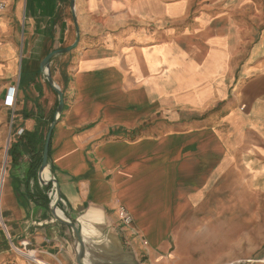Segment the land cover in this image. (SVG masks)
<instances>
[{"label":"crops","instance_id":"1","mask_svg":"<svg viewBox=\"0 0 264 264\" xmlns=\"http://www.w3.org/2000/svg\"><path fill=\"white\" fill-rule=\"evenodd\" d=\"M2 1L0 264H34L17 250L77 264L52 187L37 182L59 103L41 63L76 41L72 1ZM75 1L79 49L51 62L65 94L49 151L64 216L119 232L142 264H264L261 14L243 0Z\"/></svg>","mask_w":264,"mask_h":264},{"label":"water","instance_id":"2","mask_svg":"<svg viewBox=\"0 0 264 264\" xmlns=\"http://www.w3.org/2000/svg\"><path fill=\"white\" fill-rule=\"evenodd\" d=\"M71 1L72 12L75 20L76 41L74 42V44L67 48H61L60 50H55L49 53L41 63V71L43 72L45 78L48 80L50 86L53 88L56 94H58L59 103L56 108L57 111L55 117L50 124V128L45 139L46 142L42 154V163L38 171V180L42 187H52L50 193L48 194V196L50 197L53 195L52 193H54V197L50 198L49 202L53 218L52 222H59L63 225H66L71 229L72 233H74L77 249V264H142L137 261L136 253L129 243H127L126 245L124 244L127 249L125 250V247H123L122 245L119 232L102 233L100 232V230H95V228H93L92 226V223L87 220L85 221L86 227L84 234L82 230H80L79 227L70 218L64 216V212L62 211L61 206L65 205V203L62 200L61 189L58 186L57 179L50 169L49 151L51 145V136L64 113L65 107V94L62 89H60V87L55 83L52 77L51 62L54 58L60 55L69 54L72 51L76 50L81 36V31L78 25V18L75 14L76 1ZM45 170H48V172H50V179L48 181H44L42 178ZM58 212L62 214L63 218L58 216ZM99 228L103 229L101 225L99 226ZM90 231L92 232L91 234L89 233ZM90 241L96 244L92 245V248H90V246L88 245V242Z\"/></svg>","mask_w":264,"mask_h":264},{"label":"rangeland","instance_id":"3","mask_svg":"<svg viewBox=\"0 0 264 264\" xmlns=\"http://www.w3.org/2000/svg\"><path fill=\"white\" fill-rule=\"evenodd\" d=\"M244 1V3H246L247 4V6L249 7V8H253V9H256L258 12H259V14H261V16H262V20H263V23H262V25L264 26V0H243ZM73 14V13H72ZM79 49V47H77L76 48V50H78ZM76 50H74V51H72L70 54L72 55V54H75L74 52H76ZM72 57V56H71ZM13 143H11L10 144V146L12 145ZM9 146V147H10ZM7 149H8V145H7V147H6ZM5 148V146L2 148V153H3V158H5L6 159V162H5V160H4V163H3V165H5V168H6V170L5 171H3L2 173H3V176H2V179H1V183H0V211H1V209H2V196H3V189H2V186H3V184H4V180H5V178L7 179V177H8V167L10 166V161H11V159L9 158V156H8V154H7V149ZM3 169V168H2ZM6 172V173H5ZM38 176H39V174H38ZM37 182H38V184H39V181H38V178H37ZM2 213H4V212H2ZM5 215V214H4ZM124 232V231H123ZM125 233V234H124ZM123 233V236L124 237H126V232H124ZM129 232H127V234H128ZM128 237H130V236H128ZM121 241H122V245H123V247H125V239L122 237V239H121ZM13 247V246H12ZM125 250H127L126 249V247H125ZM15 251V250H14ZM35 256L34 255H32V258H34ZM140 259H141V261H144L142 258H137V261H140Z\"/></svg>","mask_w":264,"mask_h":264},{"label":"built area","instance_id":"4","mask_svg":"<svg viewBox=\"0 0 264 264\" xmlns=\"http://www.w3.org/2000/svg\"><path fill=\"white\" fill-rule=\"evenodd\" d=\"M6 9V3H4L2 0H0V11H3ZM7 104L8 106H14L15 105V97L13 96L11 98V100L9 99L7 101ZM5 162H6V159H5ZM6 168H5V165H3V169L1 171V173L3 171H5ZM2 176H3V173H2ZM2 178V177H1ZM0 183H1V179H0ZM53 195L50 196V198H53L54 197V193H52ZM119 217H120V221L123 225V227L127 230V229H132L133 228V223H134V219H133V216H131L129 214V212L125 209V208H120L119 210ZM5 223V220H3V214H2V211H0V224H4ZM25 251V250H24ZM30 252V251H28ZM20 253V252H19ZM21 254V253H20ZM36 254V252H35ZM27 259H29L30 261H32L34 264L38 263V257L35 256V258H32V257H28ZM40 260V259H39Z\"/></svg>","mask_w":264,"mask_h":264},{"label":"bare ground","instance_id":"5","mask_svg":"<svg viewBox=\"0 0 264 264\" xmlns=\"http://www.w3.org/2000/svg\"><path fill=\"white\" fill-rule=\"evenodd\" d=\"M44 175V174H43ZM42 175V178H46L45 176H43ZM47 179H50V175H49V177L47 178ZM58 216L59 217H61V218H63L59 213H58ZM17 250V249H16ZM18 252H20L21 253V255H23L25 258H28V257H32V255H34V256H37L36 254H35V252L34 253H26L25 251H23V250H17ZM18 254V253H17ZM37 264H47V263H45V262H43V261H41V260H39L38 259V263Z\"/></svg>","mask_w":264,"mask_h":264}]
</instances>
